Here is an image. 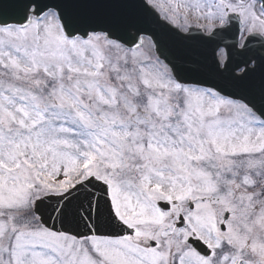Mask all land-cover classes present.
Returning <instances> with one entry per match:
<instances>
[{"label": "snow or ice", "instance_id": "6c2138e0", "mask_svg": "<svg viewBox=\"0 0 264 264\" xmlns=\"http://www.w3.org/2000/svg\"><path fill=\"white\" fill-rule=\"evenodd\" d=\"M0 264H264V0H0Z\"/></svg>", "mask_w": 264, "mask_h": 264}]
</instances>
